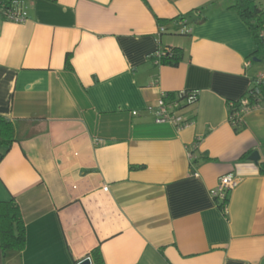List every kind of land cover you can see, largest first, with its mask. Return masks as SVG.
Instances as JSON below:
<instances>
[{"label":"crops","instance_id":"1","mask_svg":"<svg viewBox=\"0 0 264 264\" xmlns=\"http://www.w3.org/2000/svg\"><path fill=\"white\" fill-rule=\"evenodd\" d=\"M231 1L21 0L26 20L0 18V202L26 227L0 264H95L97 248L105 264H264V105L240 132L229 118L264 67ZM168 45L176 66L151 57ZM181 90L199 92L190 122L158 121ZM231 172L223 211L211 190Z\"/></svg>","mask_w":264,"mask_h":264},{"label":"trees","instance_id":"2","mask_svg":"<svg viewBox=\"0 0 264 264\" xmlns=\"http://www.w3.org/2000/svg\"><path fill=\"white\" fill-rule=\"evenodd\" d=\"M6 1H14V0H6ZM21 1V0H19ZM231 9L237 10L246 24L252 31V34L255 38L256 43L260 48L264 50V8L259 4L258 0H232L229 5ZM179 31V30H177ZM181 32V31H179ZM188 33V32H182ZM166 48H170L172 52V56L164 57L161 61L162 64H168L176 66L183 59V51L180 48L175 46H164ZM67 63H70V53L67 54L66 58ZM187 91V90H186ZM194 90H190L187 92H191ZM197 91V90H195ZM178 92H167L164 96V99L167 102L180 100L181 98L178 96ZM199 92H196V97L193 102H185L181 103L178 108H184L192 106L196 103L198 99ZM244 98L249 99V105L254 106L256 103L259 105H264V84L254 82L253 86L239 99L235 101H231L229 103V118L234 126L236 132L242 131L246 124L243 121V113L242 109V100ZM184 114V112H183ZM190 120L189 118H187ZM0 133H1V141L5 143H9L12 139V126L11 123L5 119L3 116H0ZM5 152L0 151V162L3 159ZM247 155L241 157L245 158ZM261 171L264 172V165L261 167ZM226 194L225 198L219 199L215 198L218 206L222 208L223 211L226 210L229 192ZM26 246V227L23 220V216L21 213L20 206L15 199L0 202V247L6 251L9 249L21 251ZM93 262L95 264H105V260L101 254V251L97 248L93 252ZM77 264V263H75Z\"/></svg>","mask_w":264,"mask_h":264},{"label":"built area","instance_id":"3","mask_svg":"<svg viewBox=\"0 0 264 264\" xmlns=\"http://www.w3.org/2000/svg\"><path fill=\"white\" fill-rule=\"evenodd\" d=\"M19 0L14 1H6L0 0V18L10 20L13 22H23L27 18V11L23 9ZM181 32H190V27L188 26L187 20H182V25L178 29ZM166 27L161 24L159 25V33L165 32ZM172 56V52L170 48L161 47L159 50L155 51L151 57L154 59L155 62L161 63L164 57ZM162 64V63H161ZM256 83H263L264 84V72L258 74L257 78L255 79ZM197 91L187 92L186 90H181L178 93V96L181 98L180 100H174L167 102L164 99V96L160 99L158 108H157V115L158 121H171L175 123L177 126L182 127L188 124L190 121L184 116L183 108H178L181 103L185 102H193L196 97ZM249 99L244 98L242 100V109L241 112H245L249 109L259 107L258 103L254 106L249 105ZM239 182V178L233 172L223 174L219 178V182L217 185L211 190V194L214 198L223 199L225 198L226 194L229 190H232ZM107 189V187H105Z\"/></svg>","mask_w":264,"mask_h":264},{"label":"water","instance_id":"4","mask_svg":"<svg viewBox=\"0 0 264 264\" xmlns=\"http://www.w3.org/2000/svg\"><path fill=\"white\" fill-rule=\"evenodd\" d=\"M250 158L257 161L259 159V154L257 151H253L250 155ZM92 263V260L90 257H87L83 260H81L78 264H91Z\"/></svg>","mask_w":264,"mask_h":264},{"label":"rangeland","instance_id":"5","mask_svg":"<svg viewBox=\"0 0 264 264\" xmlns=\"http://www.w3.org/2000/svg\"><path fill=\"white\" fill-rule=\"evenodd\" d=\"M256 57L261 59V65L264 67V50L261 48V51L256 54Z\"/></svg>","mask_w":264,"mask_h":264}]
</instances>
